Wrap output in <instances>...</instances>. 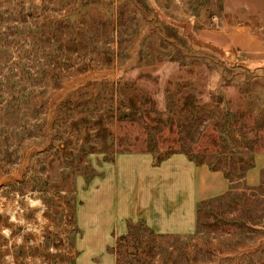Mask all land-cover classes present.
Returning <instances> with one entry per match:
<instances>
[{"label": "rangeland", "instance_id": "rangeland-1", "mask_svg": "<svg viewBox=\"0 0 264 264\" xmlns=\"http://www.w3.org/2000/svg\"><path fill=\"white\" fill-rule=\"evenodd\" d=\"M32 26L38 83L11 73L14 47L0 53V264H98L82 224L103 168L174 152L226 173V194L200 205L190 234L131 221L106 253L264 264V169L245 181L264 157V0H0L1 45Z\"/></svg>", "mask_w": 264, "mask_h": 264}, {"label": "crops", "instance_id": "crops-1", "mask_svg": "<svg viewBox=\"0 0 264 264\" xmlns=\"http://www.w3.org/2000/svg\"><path fill=\"white\" fill-rule=\"evenodd\" d=\"M261 157V156H260ZM263 158L245 181L258 184V172L264 169ZM99 191L84 202V228L88 256H100L98 264H115L106 253L111 239L127 232V222L143 223L158 234L187 235L194 231L196 209L200 202L226 194L229 183L219 171L197 165L186 155L175 153L153 165L149 154L116 155L103 168ZM95 182V184H96Z\"/></svg>", "mask_w": 264, "mask_h": 264}, {"label": "trees", "instance_id": "trees-1", "mask_svg": "<svg viewBox=\"0 0 264 264\" xmlns=\"http://www.w3.org/2000/svg\"><path fill=\"white\" fill-rule=\"evenodd\" d=\"M30 32H32V33H34V32H36L35 31V26H32L31 28H25V29H23L21 32H14L13 31V33H11V34H9V35H14V38L11 40V41H6L5 42V45H4V43H2V45L0 44V46H1V48H0V53H2V56L4 55L5 57H6V54H8V49H9V46L11 47V48H15L16 49V51H17V53H18V61H16V63H12V66H14L15 68L12 70V72L11 73H15V74H18V75H15V76H19V77H21V78H25V76L26 77H28L30 80H32V85L34 84V83H38V79L39 78H37V75L39 74V69H37V63L35 62L36 60H40V59H42V57L41 56H38V49L39 48H33V46H37L35 43H33L32 45H31V51H29V50H27V49H24V47H23V45H25V43L28 41V37H29V34H30ZM5 34H0V38H2V36H4ZM6 36V35H5ZM6 39V37L4 38V40ZM4 40H1L0 39V43L1 42H4ZM30 52H32L31 54H30ZM10 55H11V53H10ZM30 58V59H29ZM5 59V58H4ZM34 80L36 81V82H34ZM23 88V87H22ZM51 114H54L53 112H54V109L52 108V110H50L49 111ZM147 117L149 118V114L147 115ZM36 119H37V117H35ZM90 116H88L87 114H85L84 116L82 115V116H79L77 119H75V120H71L72 122H74V124L76 125V126H78V125H81L82 127H85V125H88L89 124V122H90ZM118 123L122 126H126V125H129L130 127L132 126V125H134L135 123H136V121H133V120H123V119H120L119 118V120H118ZM84 125V126H83ZM74 130L77 132V133H79V134H81L82 135V132L79 130V129H77V128H74ZM88 133V132H87ZM86 135V134H85ZM88 135V134H87ZM145 136H146V134H141V135H138L137 137H136V140H138V139H144L145 138ZM122 139H123V135H117V140H119V141H122ZM66 142H67V139H64ZM135 140V141H136ZM82 153H87V151H84V150H81V154ZM150 153H152V152H150ZM174 153H176V152H174ZM174 153H172V154H174ZM180 153V152H179ZM171 155V154H170ZM169 155V156H170ZM168 155L166 156V157H163V158H159V159H153V165H158V164H160V162H162L164 159H166L167 157H169ZM187 156V155H186ZM187 158L189 159V160H191L192 162H194L195 164H197V165H201V164H203V163H199V162H196V161H193L192 159H190L188 156H187ZM252 167V166H251ZM248 169H250V168H247V169H244V170H241V173H245ZM210 170H212V171H219V170H217V169H214V168H211L210 167ZM223 175H224V177L229 181V183L231 182V178L226 174V173H224L223 172ZM244 175L243 174H241L240 176H239V179H241L242 177H243ZM206 201H203V202H200V203H198V205H197V209H196V217H197V212H198V210H199V207H200V205L201 204H203V203H205ZM128 223H131V221H129ZM133 223V222H132ZM136 223H138L141 227H143L144 226V223H143V221H138V222H136ZM134 225V224H133ZM149 231V230H148Z\"/></svg>", "mask_w": 264, "mask_h": 264}]
</instances>
